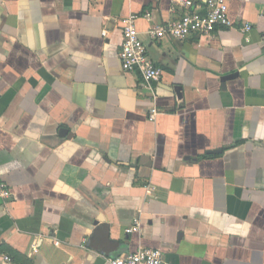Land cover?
Returning <instances> with one entry per match:
<instances>
[{"label":"crops","instance_id":"obj_1","mask_svg":"<svg viewBox=\"0 0 264 264\" xmlns=\"http://www.w3.org/2000/svg\"><path fill=\"white\" fill-rule=\"evenodd\" d=\"M171 4L0 0V264L141 247L167 264H264V0H228L234 26L212 37L153 39ZM145 12L155 94L119 58L122 21Z\"/></svg>","mask_w":264,"mask_h":264},{"label":"built area","instance_id":"obj_2","mask_svg":"<svg viewBox=\"0 0 264 264\" xmlns=\"http://www.w3.org/2000/svg\"><path fill=\"white\" fill-rule=\"evenodd\" d=\"M172 12L176 17L164 23L151 24L148 32L153 39L171 37L185 40L192 35L212 37L219 27L231 28L234 26L229 15L228 0H171ZM143 16L148 21L153 20L152 12L143 15L132 13L122 21L123 45L119 52L122 67L126 71H138L141 75V85L155 91V84L160 81L163 70L150 57L148 49L140 36L137 20ZM252 24H245L242 31L248 33ZM156 110L150 114V119L156 116ZM0 194L9 197L11 192L7 185L0 181ZM139 230V221L127 229L132 233ZM58 243V242H57ZM0 257L5 262H10L11 257L2 252ZM110 264H167L163 254L158 249L141 247L135 252L109 258Z\"/></svg>","mask_w":264,"mask_h":264}]
</instances>
